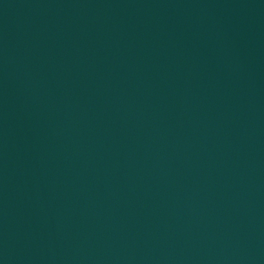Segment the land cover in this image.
I'll list each match as a JSON object with an SVG mask.
<instances>
[{"label":"water","instance_id":"1","mask_svg":"<svg viewBox=\"0 0 264 264\" xmlns=\"http://www.w3.org/2000/svg\"><path fill=\"white\" fill-rule=\"evenodd\" d=\"M0 264H264V0H0Z\"/></svg>","mask_w":264,"mask_h":264}]
</instances>
